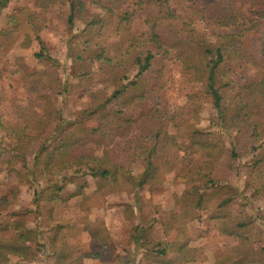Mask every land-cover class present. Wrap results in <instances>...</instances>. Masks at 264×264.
I'll return each mask as SVG.
<instances>
[{
	"label": "trees",
	"instance_id": "16d2710c",
	"mask_svg": "<svg viewBox=\"0 0 264 264\" xmlns=\"http://www.w3.org/2000/svg\"><path fill=\"white\" fill-rule=\"evenodd\" d=\"M18 1L21 4L8 16L14 24L11 32L23 37L22 45L35 41L38 51L34 58L48 69V78H57L59 63L40 33L48 29L47 10L60 5L61 0ZM185 1L190 16L189 22L183 23L187 27L184 33L173 23L170 0L69 1L66 42L72 62L69 67L62 66V105L86 99L91 108L82 115L93 116L97 127L90 130L80 119L82 115L69 120L61 117L59 108L49 106L41 116L27 115L24 110L23 124L9 129L0 115V128L16 139L9 166L17 163L20 168L9 167V171L17 183L29 182L33 205H56L74 197L87 199L82 183L76 182L78 175L91 174L93 196H98L119 190H151L179 166L176 179L185 188L161 220L164 234H174V239L149 240L150 256L159 264L191 262L193 250L184 227L204 213L221 235L236 239L230 251L215 254L214 264H264V247H254L246 221L251 218L254 201L264 200V0H228L242 1L261 13L238 31L211 37L201 33L197 25H232L223 0ZM9 4L10 0H0V14ZM143 12H147L149 28L131 31L135 15ZM171 52L182 54L181 68L190 82L211 96L215 125L224 133L234 132L227 147L211 142L207 129H198L188 120L177 122V115L150 105L149 97L164 88V62ZM73 64L75 77L65 73ZM249 65L260 70L259 76L248 74ZM92 67L107 76L109 90L108 86L89 90L80 83L72 85L73 79L81 81ZM194 103L193 118H197L199 101ZM46 121L53 125L41 135ZM170 128L175 130L174 137ZM133 129L139 136L128 143L127 151L132 149L134 160L143 163L139 175L131 172L132 160H120L109 149L119 130L128 133ZM149 135L153 142L147 147L144 141ZM85 143L101 145L102 155H78ZM157 157L163 158L159 168L153 165ZM66 181L75 185L62 198V183ZM259 220L264 224V217ZM85 224L93 243L107 239L105 229ZM13 226L14 238H0V264H74V249L66 241L63 226L56 223L43 242L37 229L27 227L25 221H15Z\"/></svg>",
	"mask_w": 264,
	"mask_h": 264
},
{
	"label": "rangeland",
	"instance_id": "374dc122",
	"mask_svg": "<svg viewBox=\"0 0 264 264\" xmlns=\"http://www.w3.org/2000/svg\"><path fill=\"white\" fill-rule=\"evenodd\" d=\"M69 1L71 0H61L60 5L47 10L45 16L48 20V29L40 33L45 45L54 53L59 63L56 68L57 78L54 76L48 78L47 75L50 73L48 69L34 58V53L38 51L36 42L31 41L22 45L23 37L20 38V35L11 32L14 24L9 22L8 16L21 2L10 0L8 7L0 14V95L3 99V103L0 104V115L2 123L6 125L5 129L23 124L21 113L24 110L27 115L41 116L47 106L59 108L61 117H67L69 120H76L81 117L82 111L90 110L91 104L86 99L74 104L70 101L66 107L62 105L64 81L62 66L69 67L72 62L66 42L69 37L66 22ZM169 3L171 13L174 15L173 23L184 33L187 27L183 23H188L190 16L187 2L170 0ZM223 7L233 18V24L225 28L212 25L205 28V25L198 24L197 28L201 33L211 37L214 34L238 31L255 15L261 13V9L252 8L242 1L223 0ZM146 14L147 12H143L135 15L131 31L140 32L149 28ZM181 60L180 52L169 54L164 62V88L158 94L149 97L150 105L177 115V122L188 120L198 129H207L211 142L227 147L234 132L224 133L215 125L211 96L204 93L199 85L190 82L189 75L181 68ZM247 69L250 76L260 74V70L254 66L249 65ZM76 71L73 64L72 70L67 69L65 73L75 77ZM71 83L72 85L80 83L89 90L104 89L108 86L107 76L94 67L87 70L81 81L77 78ZM108 87L109 90L111 87L110 85ZM192 96H196L195 99L199 101L197 118H193L195 99L191 98ZM85 115L80 118L82 122L88 129H95L97 124L93 116ZM52 125L51 121L43 123L41 135L46 134ZM28 133L31 136L35 135V131L29 130ZM169 133L174 137V128H170ZM138 136L139 133L135 129L128 133L119 130L115 141L109 146L110 151L117 154L120 160L125 162L132 160L133 175L142 172L143 163L134 160L132 149L127 151V145L129 142H135ZM15 141V137L0 128V238H14L13 223L25 221L27 227L37 229L40 233V242H43L49 230L57 223L65 228L66 241L74 249L71 258L74 264H159L150 256L151 246L148 242L174 239V234L170 236L164 234L161 220L166 211L172 208L175 197L184 191V184L176 179L179 166L165 176L162 185L151 190L147 188L139 191L119 190L98 196H93L95 187L91 174L78 175L76 182L82 183L86 200L74 197L68 199L65 204L50 205L38 202L37 205H33V189L29 182L17 183L14 180V173L9 171V167L20 168V164L17 163L9 166L10 149ZM152 142L153 137L149 135L144 144L150 147ZM102 150L99 144L85 143L79 148L78 155L100 157ZM162 163L163 158L157 157L153 165L159 168ZM62 185L64 189L61 197L66 198L74 189L75 182L66 181ZM15 189L17 191L14 194ZM250 216L251 218L246 220L251 229L248 234L252 237L255 248L264 247V224L259 220L260 216L264 217V200L254 201ZM85 223H90L92 229H105L107 239L100 241L99 244L93 243L90 233L85 229ZM184 229L188 245L193 250V260L185 264H214L216 253L228 252L236 243L235 238L221 235L216 230L214 222L204 213L188 221Z\"/></svg>",
	"mask_w": 264,
	"mask_h": 264
}]
</instances>
